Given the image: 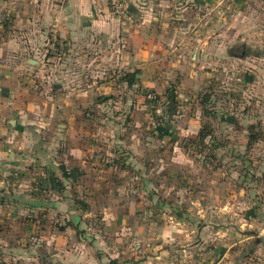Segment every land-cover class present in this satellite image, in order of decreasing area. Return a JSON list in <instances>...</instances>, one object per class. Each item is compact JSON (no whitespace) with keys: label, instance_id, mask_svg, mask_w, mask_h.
I'll return each mask as SVG.
<instances>
[{"label":"rangeland","instance_id":"1","mask_svg":"<svg viewBox=\"0 0 264 264\" xmlns=\"http://www.w3.org/2000/svg\"><path fill=\"white\" fill-rule=\"evenodd\" d=\"M199 1L188 64L128 70L95 36L22 52V0H0V79H22L47 149L0 186V264H264V0Z\"/></svg>","mask_w":264,"mask_h":264},{"label":"crops","instance_id":"2","mask_svg":"<svg viewBox=\"0 0 264 264\" xmlns=\"http://www.w3.org/2000/svg\"><path fill=\"white\" fill-rule=\"evenodd\" d=\"M126 1L129 14L119 18L111 13L108 0H22L18 19L25 45L21 46V51L34 50L51 32L75 46L87 43L95 36L102 41L101 50L107 53V44L116 41L120 63L128 70L140 69L142 57H148L151 62V57L161 56L160 60L168 65L167 59L173 57L172 67L188 64V51L200 37V33L188 31V0ZM29 5L36 9L35 14L29 15ZM170 7L180 9L175 18L168 15L167 8ZM5 46H0V51L5 53ZM29 60L27 58V63ZM9 69L19 71L27 70V67L16 65ZM21 81L12 75L0 79V186L10 174L22 176L26 171L31 174L36 169V158H45L47 153L33 133L36 106L26 100V87ZM51 176L55 177L54 174Z\"/></svg>","mask_w":264,"mask_h":264},{"label":"trees","instance_id":"3","mask_svg":"<svg viewBox=\"0 0 264 264\" xmlns=\"http://www.w3.org/2000/svg\"><path fill=\"white\" fill-rule=\"evenodd\" d=\"M128 77H129L128 81L130 82V84H133L134 80H137L136 79V75H134V74L133 75H129ZM254 129H255V127L253 125H251L249 127V141H250L249 144L257 143L260 140H262V137H261L262 134L258 133V132H255ZM207 135L208 134L206 132H204V131H201L199 133V137H200L201 143L204 142V140H205ZM63 176H64V178L66 180H71L73 178L74 174L69 173L67 170H63Z\"/></svg>","mask_w":264,"mask_h":264},{"label":"built area","instance_id":"4","mask_svg":"<svg viewBox=\"0 0 264 264\" xmlns=\"http://www.w3.org/2000/svg\"><path fill=\"white\" fill-rule=\"evenodd\" d=\"M109 5L117 16H126L129 10V5L126 0H108ZM2 163L0 161V171H1Z\"/></svg>","mask_w":264,"mask_h":264},{"label":"flooded vegetation","instance_id":"5","mask_svg":"<svg viewBox=\"0 0 264 264\" xmlns=\"http://www.w3.org/2000/svg\"><path fill=\"white\" fill-rule=\"evenodd\" d=\"M237 52L239 53V52H241V56L243 55L244 56V58L246 57V46L244 45V44H242L240 47H239V49H237Z\"/></svg>","mask_w":264,"mask_h":264},{"label":"water","instance_id":"6","mask_svg":"<svg viewBox=\"0 0 264 264\" xmlns=\"http://www.w3.org/2000/svg\"><path fill=\"white\" fill-rule=\"evenodd\" d=\"M241 57H242V58H244V56H243V55H242Z\"/></svg>","mask_w":264,"mask_h":264}]
</instances>
